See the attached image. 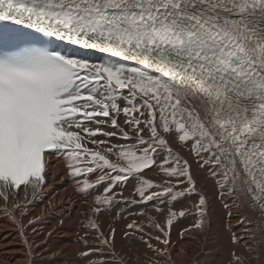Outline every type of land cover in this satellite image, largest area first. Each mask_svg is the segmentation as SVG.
<instances>
[{"label": "snow or ice", "instance_id": "1", "mask_svg": "<svg viewBox=\"0 0 264 264\" xmlns=\"http://www.w3.org/2000/svg\"><path fill=\"white\" fill-rule=\"evenodd\" d=\"M121 114L134 143L111 142L132 140L119 122ZM161 131L182 146L190 141L200 166L212 165L220 198L244 195L257 214L255 231L247 217L237 222L253 233V241L255 232L264 236V0H0V196L5 202L10 190L22 185L36 190L45 183L46 154L64 156L69 175L85 177L77 181L81 193L108 181L97 205H111L115 185L130 178L139 181V200L132 204L195 193L191 166L173 154ZM159 150L167 155L158 166L174 183L141 177L157 165ZM97 170V179L88 180ZM224 207L231 218L229 204ZM194 208L191 227L203 232L204 195ZM92 211L99 214L102 208ZM185 214L170 211L167 227ZM88 226L111 248L115 229L105 237L95 220ZM155 227L165 237L155 239L165 248L145 242L164 255L169 232ZM127 228L143 232L135 221ZM241 239L233 232L234 244ZM102 251L90 248L79 255L84 264H93L91 254ZM232 257L243 264L235 252Z\"/></svg>", "mask_w": 264, "mask_h": 264}, {"label": "bare ground", "instance_id": "2", "mask_svg": "<svg viewBox=\"0 0 264 264\" xmlns=\"http://www.w3.org/2000/svg\"><path fill=\"white\" fill-rule=\"evenodd\" d=\"M139 101L140 98L137 102ZM119 103L122 107L125 106L124 100ZM124 119L121 114L119 122L129 131L132 140L113 137L112 143L135 142V134L123 123ZM103 130L112 131L108 126L103 127ZM143 135L145 139L150 137L147 129ZM160 135L168 140L174 155L188 161L197 186L195 193L176 201L162 197L147 203L132 204L131 200H139V196L135 194L139 181L130 178L115 185L113 192L109 194H116L111 205H97L96 197L104 194L109 182L96 185L87 194L81 193L77 190V181H82L85 177H71L67 160H54L49 156L46 159L45 183L39 189L34 190L31 185H27L17 191L10 190L7 202L0 198V264H84L85 258L79 254L90 248L103 249L102 252L91 254L93 264H234L233 252L242 257L243 264H264V243H261L264 236L255 232L253 241V233H245L244 225L237 222L241 216L247 217L252 221L250 227L255 231L257 214L248 207L244 195L234 193L233 196L220 198L216 179L211 175L212 165L200 166L203 161H198L188 149L191 148V142L182 146L173 135L162 131ZM94 139L109 138L97 136ZM89 145L97 149V145ZM103 147L105 146H99V149ZM159 151L157 165L146 169L141 177L156 184H162L164 179H171L174 183L175 178L165 177L158 166L167 155L164 150ZM109 158L115 161V157ZM100 174V170H97L89 174L87 179L94 182ZM155 190L159 189L151 191ZM201 194L208 200L207 225L203 232L191 227L197 219L194 205L198 204ZM225 202L231 208V218L228 216V209L224 207ZM95 207L103 208L102 212L94 214L92 209ZM157 207L161 211H157ZM181 210H185V216H177L169 229V212L179 213ZM92 220L99 225V231L105 237H109L112 229H115L114 238L110 240L111 248L103 245L98 239L97 231L88 226ZM133 221L143 228L142 233H134L127 228ZM155 224L169 232L167 238L170 242L164 255H158L145 242L156 248H165V245L155 239L157 236L165 238ZM185 229L191 230L184 231ZM233 232L242 237L235 244L232 242ZM142 235L143 240L140 238ZM184 238L187 239L186 243H183ZM204 251L208 253L204 254Z\"/></svg>", "mask_w": 264, "mask_h": 264}, {"label": "rangeland", "instance_id": "3", "mask_svg": "<svg viewBox=\"0 0 264 264\" xmlns=\"http://www.w3.org/2000/svg\"><path fill=\"white\" fill-rule=\"evenodd\" d=\"M188 149H190V148H188ZM210 172V170L207 172V173H209ZM182 187H184V185H182ZM102 210H103V208H102ZM102 212V211H101ZM69 241V240H68ZM187 242V239H183V243H186ZM69 243H70V241H69ZM208 252L207 251H204V254H207Z\"/></svg>", "mask_w": 264, "mask_h": 264}]
</instances>
